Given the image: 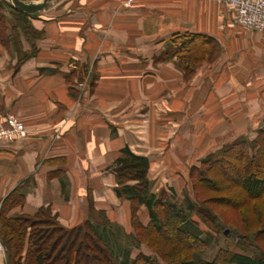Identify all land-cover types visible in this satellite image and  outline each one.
Instances as JSON below:
<instances>
[{"label":"crops","instance_id":"obj_1","mask_svg":"<svg viewBox=\"0 0 264 264\" xmlns=\"http://www.w3.org/2000/svg\"><path fill=\"white\" fill-rule=\"evenodd\" d=\"M31 21L43 37L20 66L31 50L23 34L0 40V123L15 115L29 132L0 142V208L17 190L25 197L10 216L47 208L70 229L93 210L108 222L94 226L130 240V204L109 171L126 148L148 157L150 178L185 206L191 166L263 127L264 36L224 5L64 0ZM190 36L200 59L183 63L176 51ZM139 215L147 225L145 207ZM135 249L147 254L131 242L127 257Z\"/></svg>","mask_w":264,"mask_h":264},{"label":"trees","instance_id":"obj_2","mask_svg":"<svg viewBox=\"0 0 264 264\" xmlns=\"http://www.w3.org/2000/svg\"><path fill=\"white\" fill-rule=\"evenodd\" d=\"M39 17L14 10L0 0L1 42L8 45L10 40H19L20 32L31 47L19 53V66L36 55L33 42L43 33L31 20ZM198 44V36L184 37L176 55L183 63L195 62L200 59ZM150 169L148 157L126 148L109 171L116 176L117 197L130 204L128 236L132 244L138 249L145 245L155 255L141 252L133 260L128 256L118 263L113 248L93 224L96 218L68 229L47 208L34 215L10 216L25 203L17 190L0 208V244L6 264H160V260L166 264H264V123L254 140L236 139L191 166L194 200L186 197L185 206L165 188L157 187ZM142 207L150 219L147 225L139 215ZM97 215L102 224L108 223L103 212ZM201 223L210 232L227 235V229L236 231L240 243L253 253L221 250L213 261H206L203 257L209 243L202 238Z\"/></svg>","mask_w":264,"mask_h":264},{"label":"rangeland","instance_id":"obj_3","mask_svg":"<svg viewBox=\"0 0 264 264\" xmlns=\"http://www.w3.org/2000/svg\"><path fill=\"white\" fill-rule=\"evenodd\" d=\"M25 1H37V0H25ZM11 22L13 21L11 20ZM189 188L190 191H188L189 193H187L186 195L187 199L190 198V200H194L192 189L191 187ZM176 199L178 200V202L179 201L181 202V200H185V197L184 198L176 197ZM97 216L98 215L96 212L94 213V215L93 214L91 215L92 219L96 218V220H94L95 222L93 223L94 225L98 223L102 224L101 221L97 220ZM200 225L202 230L205 231L202 234V238L209 243L203 257L206 261H213L221 250H227L233 253H244L248 255H251L253 253L252 249L249 248L246 244L243 243L244 244L243 245L242 243H240L241 235H239V233H237L236 231L232 229H227V235H224L218 231L210 232L209 227H205L204 224L202 223ZM95 227L105 237L107 242L113 248L118 263H122L127 258L126 252L130 250L131 241L125 238L124 232L119 227L114 226L112 229H109L108 227L105 228L103 227L100 228L98 226ZM119 247H121L122 249H119ZM143 249L148 255L150 256L155 255L147 246L143 245ZM138 254H139L138 251L135 249L131 255L132 257L131 260L135 259ZM160 264H166V263L160 260Z\"/></svg>","mask_w":264,"mask_h":264},{"label":"built area","instance_id":"obj_4","mask_svg":"<svg viewBox=\"0 0 264 264\" xmlns=\"http://www.w3.org/2000/svg\"><path fill=\"white\" fill-rule=\"evenodd\" d=\"M189 1V0H177ZM224 5L232 13L233 20L248 31L264 36V0H213ZM29 132L15 115H9L0 123V142L15 143L27 139ZM1 249H3L1 247Z\"/></svg>","mask_w":264,"mask_h":264},{"label":"water","instance_id":"obj_5","mask_svg":"<svg viewBox=\"0 0 264 264\" xmlns=\"http://www.w3.org/2000/svg\"><path fill=\"white\" fill-rule=\"evenodd\" d=\"M5 1L14 10L33 16V15H40L47 13L54 7L58 6L64 0H37V1L5 0Z\"/></svg>","mask_w":264,"mask_h":264}]
</instances>
